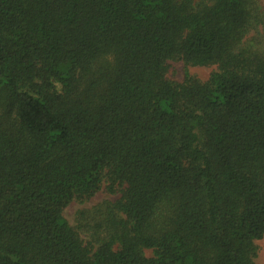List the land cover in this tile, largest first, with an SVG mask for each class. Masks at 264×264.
Here are the masks:
<instances>
[{
  "label": "trees",
  "instance_id": "1",
  "mask_svg": "<svg viewBox=\"0 0 264 264\" xmlns=\"http://www.w3.org/2000/svg\"><path fill=\"white\" fill-rule=\"evenodd\" d=\"M262 240L260 0H0V264H256Z\"/></svg>",
  "mask_w": 264,
  "mask_h": 264
},
{
  "label": "rangeland",
  "instance_id": "2",
  "mask_svg": "<svg viewBox=\"0 0 264 264\" xmlns=\"http://www.w3.org/2000/svg\"><path fill=\"white\" fill-rule=\"evenodd\" d=\"M260 4L264 7V0H260ZM252 36H255L253 33ZM216 70L215 67H191L186 66L183 62H171L167 78L173 82L182 83L187 76L194 77L200 81H207L211 74ZM117 200V197L109 195L106 191L102 190L93 199L85 204L72 203L70 204L64 215L71 226H78V214L81 211H90L100 205L106 203H112ZM257 257L255 259L256 264H264V240L257 241ZM150 252H147V256H150Z\"/></svg>",
  "mask_w": 264,
  "mask_h": 264
}]
</instances>
